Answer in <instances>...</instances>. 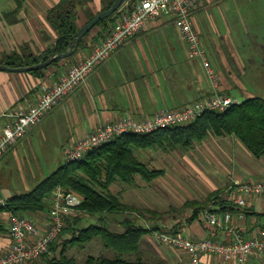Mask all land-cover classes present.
<instances>
[{
	"label": "crops",
	"instance_id": "1",
	"mask_svg": "<svg viewBox=\"0 0 264 264\" xmlns=\"http://www.w3.org/2000/svg\"><path fill=\"white\" fill-rule=\"evenodd\" d=\"M57 2L58 0H0V56L19 51L22 47L36 55L45 52L56 36L47 22L46 14ZM256 6L259 7V3L251 0H195L192 6L193 27L218 76L220 90L229 96L230 89H245V83L250 84L257 78V71L248 68L251 55L234 50L230 44L233 40L228 32L237 21L232 10ZM91 37L85 38L84 45L77 47L73 54L61 59L57 65L43 69L39 76L28 74L21 77L0 70V131L7 121L3 114L33 104L42 84L56 80L70 63L74 64L88 54L93 44ZM209 91L202 66L198 60L189 58L174 17L162 13L146 22L137 34L113 51L104 62L95 66L86 81L56 103L40 123L51 115H59L70 125L69 135L76 138L99 124L122 116L141 120L160 110L179 109L205 99ZM221 143L224 147L235 149L222 140ZM221 158L225 160V157ZM210 159L214 161V158ZM218 165L224 164L220 162ZM247 168L239 165L232 176L245 181L238 173H248ZM214 170H217V165ZM260 171L264 170H258ZM224 176L225 174L219 177L216 173L208 179L203 176L204 185L210 192L221 188L216 187L219 184L226 189L227 181L222 182ZM216 209L211 206L212 212L222 213L214 211ZM225 211L230 212V224L238 228L243 237H247L255 228H264V199L250 200L249 208L241 218L237 217L236 210ZM26 216L39 228L46 227L45 214L38 212ZM1 218L7 227L3 214ZM180 233L191 239L212 237L222 240L224 237L222 230L208 224L202 212L192 222L183 223ZM146 235L148 234L142 237ZM9 244L6 232L0 236V256L5 253ZM151 253L168 264H187V256L183 252L167 245L153 249ZM253 262L261 264V258L253 257ZM201 264L236 263L232 260L224 261L219 256L204 255Z\"/></svg>",
	"mask_w": 264,
	"mask_h": 264
},
{
	"label": "trees",
	"instance_id": "2",
	"mask_svg": "<svg viewBox=\"0 0 264 264\" xmlns=\"http://www.w3.org/2000/svg\"><path fill=\"white\" fill-rule=\"evenodd\" d=\"M95 0H58L48 10L46 19L55 32V39L48 50L42 54H33L22 47L19 51L3 53L0 65L8 67L30 66L46 59L49 53H60L74 43L73 34L98 12L108 8L114 0H98L100 8L93 13L91 4ZM126 0H122L119 8ZM129 5L135 0H129ZM119 8L113 14L100 20L94 27L100 26L107 31L116 21ZM128 9V6H127ZM84 14L85 22L77 24L80 14ZM93 27V28H94ZM91 31V30H90ZM89 31V32H90ZM99 32L98 35L102 33ZM89 32L79 41L84 45ZM101 36V35H100ZM61 59L40 69L28 71V74L39 76L43 69L57 65ZM209 135L215 137H233L239 140L254 156H264V98L250 97L239 103H233L223 111H205L194 121L179 126L163 128L149 134H123L109 142L93 148L83 158L76 161H64L54 171L38 182L27 192L13 194L5 198L6 205L0 207V236L7 232L1 215L9 209L18 215L47 212L53 190L56 186L81 198L79 209L82 214L66 218L65 225L58 237L49 244L48 252L29 264H168L161 258H152L139 250L141 237L147 233L160 231L157 224L145 226L138 223L140 219H163L171 212L179 214L189 210L183 220H176L167 232L180 233L183 223L195 220L204 210L223 212L239 208L222 198L225 188H218L208 193L204 200H186L178 208L171 207L167 212H156L148 208L136 207L121 200L120 196L110 191L115 182L126 186H135L136 178L150 183L164 171L148 167L135 154L138 149H159L162 151L180 148L187 150L194 143L203 141ZM229 206V207H228ZM248 208L244 210L247 212ZM123 215L117 223L120 231L108 228L105 215ZM87 218H96L97 222L81 225ZM99 239L105 249L112 250L114 256H86L77 261L67 254L72 247H82L93 239ZM123 255H127L124 258Z\"/></svg>",
	"mask_w": 264,
	"mask_h": 264
},
{
	"label": "built area",
	"instance_id": "3",
	"mask_svg": "<svg viewBox=\"0 0 264 264\" xmlns=\"http://www.w3.org/2000/svg\"><path fill=\"white\" fill-rule=\"evenodd\" d=\"M129 2H124L119 8L116 21L86 56L70 65L56 80L39 87L37 99L33 104L3 114L7 121L0 131V157L36 126L56 103L83 84L95 66L104 62L113 51L137 34L146 22L162 13L174 17L189 58L200 62L209 83V95L179 109L157 111L141 120L122 116L99 124L71 144L66 150L65 161L79 160L93 148L109 142L116 136L149 134L163 128L183 125L194 121L205 111H223L237 102L220 90L218 76L208 61L200 37L193 27L192 6L195 0H135L130 5ZM223 197L228 203L239 208L237 217L241 218L244 210L249 208L250 200L264 199V180L241 181L231 178ZM80 202L79 196L56 186L46 213L47 224L44 228L36 226L26 215L15 214L9 209L4 210L10 244L0 256V264H27L47 253L49 244L58 237L64 227L65 219L82 214L79 209ZM5 205V199L0 196V207ZM202 215L210 226L223 231L222 240L212 237L191 239L182 233L167 231L153 233H156L161 243L183 252L187 256V264H201L204 255L219 256L224 261L232 260L236 264H255L253 257H260L261 264H264V228H255L247 237H243L238 228L230 224L229 211L216 213L204 210Z\"/></svg>",
	"mask_w": 264,
	"mask_h": 264
},
{
	"label": "rangeland",
	"instance_id": "4",
	"mask_svg": "<svg viewBox=\"0 0 264 264\" xmlns=\"http://www.w3.org/2000/svg\"><path fill=\"white\" fill-rule=\"evenodd\" d=\"M251 1L259 3V7L232 10L235 12L237 21L228 32V36L232 37L233 41L230 44L233 45L234 50L243 54L249 53L251 56L248 68L257 71V78L250 84L245 83V89L232 88L229 90V94L237 103L255 96L264 98V0ZM125 2H129V0ZM99 8L98 0H95L91 4L92 12H97ZM85 21L84 14L81 13L77 24L81 25ZM100 31L102 28L97 26L89 32L87 37L93 35L91 37L92 47L106 33L104 29L100 36L98 35ZM225 45L229 48L227 44ZM48 49L49 47L46 50ZM12 73L21 77L28 75L27 72ZM39 123L19 138L12 149L0 157V196L4 199L10 195L32 189L65 161L66 150L80 138L69 135L71 127L59 115H51ZM221 140L225 144L229 143L232 147L234 146L235 149H231L230 146L224 147ZM135 154L148 167L163 169V175L150 183L136 178V185L131 187L115 182L111 185L110 191L118 194L121 200L128 204L160 213L169 211L171 207L178 208L186 200H204L210 189L204 185L203 176L208 179L213 173L219 177L225 174L222 182L227 181L226 184H229L230 179L235 178L232 173L237 171L239 165H244L248 167V173L241 174L240 172L238 174L242 175L241 177L245 181L264 180V171L258 172L260 169L264 170V156L254 157L239 140L233 137L219 139L209 135L203 141L194 143L193 147L187 150L180 148L167 151L138 149L135 150ZM221 157H225V160ZM210 158H214V163ZM220 162L224 164L222 165L224 167L218 165ZM216 165L217 170H214ZM210 168L213 169L209 170ZM216 187L223 188L220 184ZM41 213L46 215L47 212ZM188 214L189 210L183 214L171 212L163 219H140L138 223L145 226L157 224L161 228L160 231H165V228H170L176 220H183ZM122 217L121 214L105 215L108 228L120 231L121 226L117 222ZM94 221L97 222L96 218H85L81 221V225L84 226L88 222ZM147 234L140 240L138 248L148 257L159 258L151 251L164 247L165 244L163 245L157 239L156 233ZM67 254L77 261H82L88 255L109 257L115 255L112 250L105 249L97 238L82 247L75 246L68 249ZM123 257L127 258V255H123Z\"/></svg>",
	"mask_w": 264,
	"mask_h": 264
},
{
	"label": "water",
	"instance_id": "5",
	"mask_svg": "<svg viewBox=\"0 0 264 264\" xmlns=\"http://www.w3.org/2000/svg\"><path fill=\"white\" fill-rule=\"evenodd\" d=\"M121 2L122 0H114L108 8L98 12L92 18H90L87 22H85L82 26H80L78 30L73 34L74 43L73 44L69 43L68 49L66 51L60 52V53H49L46 56V59H42L38 63L30 65V66L8 67L5 65H0V70L7 71V72H28V71L40 69L42 67H45L51 64L52 62L56 60L64 59L70 56L77 49L80 39H82L96 25L97 22H99L100 20L106 18L107 16L117 11Z\"/></svg>",
	"mask_w": 264,
	"mask_h": 264
}]
</instances>
